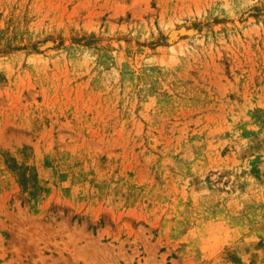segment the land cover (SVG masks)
<instances>
[{
  "label": "rangeland",
  "instance_id": "374dc122",
  "mask_svg": "<svg viewBox=\"0 0 264 264\" xmlns=\"http://www.w3.org/2000/svg\"><path fill=\"white\" fill-rule=\"evenodd\" d=\"M0 264H264V0H0Z\"/></svg>",
  "mask_w": 264,
  "mask_h": 264
}]
</instances>
